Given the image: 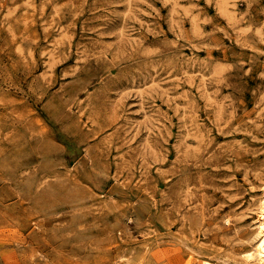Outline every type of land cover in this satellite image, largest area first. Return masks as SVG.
I'll list each match as a JSON object with an SVG mask.
<instances>
[{
    "label": "rangeland",
    "instance_id": "rangeland-1",
    "mask_svg": "<svg viewBox=\"0 0 264 264\" xmlns=\"http://www.w3.org/2000/svg\"><path fill=\"white\" fill-rule=\"evenodd\" d=\"M263 194L264 0H0V264H259Z\"/></svg>",
    "mask_w": 264,
    "mask_h": 264
},
{
    "label": "bare ground",
    "instance_id": "bare-ground-1",
    "mask_svg": "<svg viewBox=\"0 0 264 264\" xmlns=\"http://www.w3.org/2000/svg\"><path fill=\"white\" fill-rule=\"evenodd\" d=\"M258 202L259 205L257 207L258 216L256 225L251 231H248L246 229L248 231L246 233L242 230L244 234H242L241 232L240 234L242 235L240 236H242L241 239L245 240L246 242H253L251 246H248L243 250L244 258L249 261L257 260L258 262H260L259 264H264V194L261 196L260 201L258 200ZM251 226H253V224ZM206 263L211 264L212 262L210 263L206 260Z\"/></svg>",
    "mask_w": 264,
    "mask_h": 264
}]
</instances>
